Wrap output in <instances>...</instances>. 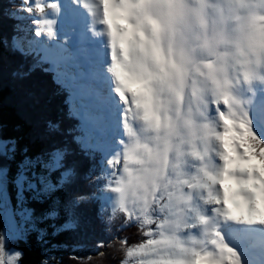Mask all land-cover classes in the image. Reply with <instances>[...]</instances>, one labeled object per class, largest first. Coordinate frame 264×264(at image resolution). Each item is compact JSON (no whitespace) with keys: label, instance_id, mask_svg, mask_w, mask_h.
<instances>
[{"label":"snow or ice","instance_id":"6c2138e0","mask_svg":"<svg viewBox=\"0 0 264 264\" xmlns=\"http://www.w3.org/2000/svg\"><path fill=\"white\" fill-rule=\"evenodd\" d=\"M4 19L0 49L53 71L76 124L74 147L0 138V220L47 204L55 235L91 203L121 264H264V0H21ZM28 231L47 243L34 223L0 230V264H21Z\"/></svg>","mask_w":264,"mask_h":264},{"label":"trees","instance_id":"16d2710c","mask_svg":"<svg viewBox=\"0 0 264 264\" xmlns=\"http://www.w3.org/2000/svg\"><path fill=\"white\" fill-rule=\"evenodd\" d=\"M18 4L19 0H0V7L11 11ZM14 23L16 21L0 20V33L10 35ZM20 68L27 74L23 78L13 76V72ZM69 104V97L57 85L53 71L45 66H33L31 59L0 49V138H16L18 150L27 147L29 154L54 144L74 147L71 137L76 120ZM69 162L76 164L81 172L88 167V163L78 153L70 156ZM14 172L15 163L11 165V173ZM74 191L86 193L89 187L81 180L74 186ZM28 207L35 210L33 220L23 222L17 217L16 220L21 222L18 225L23 224L28 229L29 224L34 223L37 229H45L47 235L44 240L47 243L37 240L36 231H28L24 239L12 245L23 253L21 264H41L46 257L55 258V261L49 259V264H121V260L125 259L116 243L106 248L98 247L99 242L106 236L110 237L111 233H105L104 225L95 218V205H81L82 214L90 218L88 225L55 235L51 225L60 226L65 223L63 212L56 220H41L47 204L29 202ZM0 230H6V221L0 220ZM122 235H126L130 242L141 239L136 229H130Z\"/></svg>","mask_w":264,"mask_h":264},{"label":"rangeland","instance_id":"374dc122","mask_svg":"<svg viewBox=\"0 0 264 264\" xmlns=\"http://www.w3.org/2000/svg\"><path fill=\"white\" fill-rule=\"evenodd\" d=\"M20 2H21V0H19V3H20ZM12 11H15V10H12ZM22 23L25 24V25L27 26V25H28V19H25L24 21H22ZM65 30H67V26H66V29H65ZM28 35H29V36H32L31 31L28 32ZM33 38H34V39H39V37H34V36H33ZM70 104H71V103H70ZM70 108H71V107H70ZM18 223H21V222H18V221L16 220L15 225H13V224H11V223H9V222L6 221V230H5V231H7V230H9V229H12L13 227H20V226L18 225ZM253 252L255 253V252H256V249H253ZM256 258H258V256H257Z\"/></svg>","mask_w":264,"mask_h":264}]
</instances>
